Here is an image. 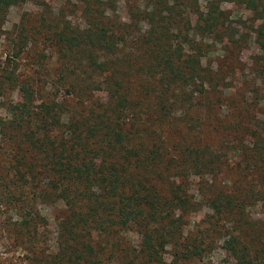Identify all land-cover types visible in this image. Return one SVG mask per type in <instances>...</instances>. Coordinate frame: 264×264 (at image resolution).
Returning a JSON list of instances; mask_svg holds the SVG:
<instances>
[{
	"label": "trees",
	"instance_id": "obj_1",
	"mask_svg": "<svg viewBox=\"0 0 264 264\" xmlns=\"http://www.w3.org/2000/svg\"><path fill=\"white\" fill-rule=\"evenodd\" d=\"M103 1L75 0L89 17L85 28L37 30L57 54L60 91L45 101L28 78H4L20 96L15 117L0 123L17 148L12 185L28 184L64 209L48 262L189 264L224 238L231 264H264V94L256 81L226 75L232 62L203 64L206 40L239 62L245 31L227 21L221 5L229 2L253 16L254 71L262 75L264 0H149L162 10L136 36L107 20L111 2ZM18 2L0 0V29ZM130 44L135 55L126 53ZM155 121L180 140L167 146L150 128ZM188 172L201 178L191 195L179 178ZM201 207L188 231L186 219ZM255 207L263 208L258 217Z\"/></svg>",
	"mask_w": 264,
	"mask_h": 264
},
{
	"label": "rangeland",
	"instance_id": "obj_2",
	"mask_svg": "<svg viewBox=\"0 0 264 264\" xmlns=\"http://www.w3.org/2000/svg\"><path fill=\"white\" fill-rule=\"evenodd\" d=\"M105 1L107 0L103 2ZM201 1H198V4H201ZM110 2L111 5L106 9L107 20L117 25L126 24L125 30L128 36L143 35L150 21L147 15L162 10L160 6L158 8L151 6L149 0H110ZM221 8L224 9L228 17L227 21L233 30L241 28V31H245V41L239 51H236L239 62L229 56L225 61L224 45L206 40L204 41L206 56L203 64L214 66L224 62L223 66L228 67L227 63L232 62L234 68L230 69H233V72L228 69L225 74L231 75L233 80H246L247 83L256 81L257 88L264 94V72L258 76L254 71L253 58L257 45L253 42V34L250 35L252 33L250 26L254 24L253 16L242 7L229 2H223ZM179 9L182 10V6ZM82 11L85 12L75 0H19L8 10L0 29V80L3 82L2 88L0 87V123L9 122L15 117L11 107L20 101L19 86L15 81L8 83L4 79L5 76L11 75L17 81L26 79L28 82L29 79V82L33 83V88L42 93L41 96L45 101H47L46 94L60 91L54 85L59 64L57 54L51 42L41 39L44 33L37 30L44 26L51 28L53 24L59 27L68 24L71 27L85 28L89 17H84ZM135 13L139 14L138 19H135ZM192 26L193 24L189 22L185 29H191ZM126 53L133 55L137 53L133 44L127 46ZM262 65L264 66V63ZM40 101L41 97H38L36 103ZM144 101L151 105L153 99L146 97ZM142 105L143 108L139 105L137 107V118L145 122L147 116L144 113L147 112L144 104ZM261 110L264 111V108ZM152 117L154 116L150 114L149 118ZM164 124L155 121L150 128L167 142V146L180 140L179 131ZM5 131L0 130V264H51L47 259L57 252L54 246L58 235L57 219L64 213L63 206L43 194L35 196V188L31 189L28 184L17 190L12 185L15 179L12 165L15 164L17 148L11 139L3 135ZM26 155L27 161L22 166L28 164L30 159L29 154ZM179 178L189 190V195L194 188L193 181L201 179L190 172ZM38 184V187L44 186L47 181L42 178ZM41 189L44 188L39 187L36 193L39 194ZM206 211L205 207H201L197 215L186 219V229L188 231L194 229L196 224L193 217L202 216ZM262 211L263 208L260 207L252 208L251 215L258 217ZM224 241V238L219 239L202 261H192L189 264H231L230 257L224 251Z\"/></svg>",
	"mask_w": 264,
	"mask_h": 264
}]
</instances>
